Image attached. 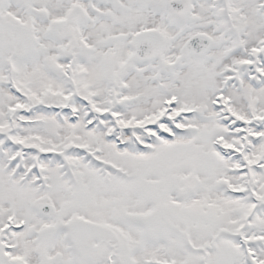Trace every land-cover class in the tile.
I'll use <instances>...</instances> for the list:
<instances>
[{"label":"snow or ice","instance_id":"6c2138e0","mask_svg":"<svg viewBox=\"0 0 264 264\" xmlns=\"http://www.w3.org/2000/svg\"><path fill=\"white\" fill-rule=\"evenodd\" d=\"M0 264H264V0H0Z\"/></svg>","mask_w":264,"mask_h":264}]
</instances>
